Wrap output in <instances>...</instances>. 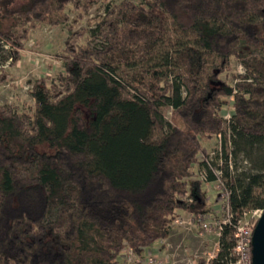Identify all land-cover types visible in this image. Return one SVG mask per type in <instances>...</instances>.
Masks as SVG:
<instances>
[{
  "label": "trees",
  "instance_id": "1",
  "mask_svg": "<svg viewBox=\"0 0 264 264\" xmlns=\"http://www.w3.org/2000/svg\"><path fill=\"white\" fill-rule=\"evenodd\" d=\"M97 1L0 0L10 67L32 29L81 19ZM93 22L69 33L62 70L36 80L33 104H0V264L140 255L183 214L209 212L193 170L216 182L220 159L234 217L264 210V0H122ZM233 63L245 71L234 84ZM9 80L0 66V85ZM219 136L209 165L205 142ZM232 231L223 228L212 264L228 263Z\"/></svg>",
  "mask_w": 264,
  "mask_h": 264
},
{
  "label": "rangeland",
  "instance_id": "2",
  "mask_svg": "<svg viewBox=\"0 0 264 264\" xmlns=\"http://www.w3.org/2000/svg\"><path fill=\"white\" fill-rule=\"evenodd\" d=\"M120 1L122 0H98L81 19L75 20V17L71 15L70 22L60 27L40 26L32 29L29 33L27 47L21 51V59L15 66L10 67L11 47L0 40V66H3L10 76L9 81L0 85V104L13 105L18 110L24 109L25 102L33 104L29 90L36 80L40 78L52 79L62 70L63 62L58 56L69 33L83 28L92 29L93 20L97 16L103 15L107 4L119 3ZM184 42L181 41V44ZM164 51L154 61H162L165 54ZM244 72V68L239 63H233L228 80L230 79L234 84L235 81L232 78V74H243ZM222 78L226 79L224 76ZM83 111L85 117L89 118V112L86 109H83ZM232 111V102L231 99H228L224 106L225 115L231 114ZM163 112L169 121L171 119V108L166 107ZM226 127L224 125L226 139L229 141V131ZM219 146L217 139H211L209 142H205V151L206 153L214 152L216 154ZM212 156V160H215V155ZM236 165L239 170L249 171L251 168L250 164L245 163L242 158H239ZM222 166L225 169L224 163ZM212 167L216 169L214 166ZM204 186L211 204L208 206V211L212 214L211 217L214 221L211 230L205 231L195 222L188 224L187 222L191 217L188 214H183L180 219L185 220L186 224L179 225L177 223L170 231L171 239L168 241L170 244L165 253L166 255L169 254L166 256V264H202V262L204 264H212L217 258L221 248L220 237L222 234L219 229V223L225 218L222 211L223 201H221L222 199L219 195L223 190L220 189L222 187H220L219 182Z\"/></svg>",
  "mask_w": 264,
  "mask_h": 264
},
{
  "label": "built area",
  "instance_id": "3",
  "mask_svg": "<svg viewBox=\"0 0 264 264\" xmlns=\"http://www.w3.org/2000/svg\"><path fill=\"white\" fill-rule=\"evenodd\" d=\"M225 120L229 121L231 119V114L224 115ZM209 142V141H208ZM219 149L216 153L219 152V156L221 154V136L218 137ZM209 155V159L207 160L208 164L210 165L209 161L212 160V155L216 154L214 152L207 153ZM202 160V159H201ZM205 160V159H203ZM202 160V161H203ZM223 162L220 159L218 163V168H213L215 175L218 177L216 182H219V185L222 193L219 195L221 196V201H223L222 211L225 215L224 220L219 223V229L222 233L223 228L225 226H232L233 227V236L235 238V245L232 248L227 264H253L252 263V236L253 231L256 226L258 219L262 214V210L256 209L251 211H244L241 216L238 218L234 217V213L230 207L229 201V192L224 188L222 178V172L219 169L222 166ZM193 172L199 177V179L203 182L204 185H212L214 182H210L207 180V174L204 170H199L198 168L193 170ZM211 205L208 200V206ZM248 216V214H250ZM191 218L187 222L188 224H192L193 222L198 223L205 231H210L211 226L213 224L212 214L203 213L198 215H189ZM183 225L186 224L185 220L178 219L175 224ZM162 244L157 243V246H154L151 251L147 252V256L142 259H134L135 253L131 249L124 250L123 254L118 259V264H162L164 259L167 258L166 256H162Z\"/></svg>",
  "mask_w": 264,
  "mask_h": 264
},
{
  "label": "water",
  "instance_id": "4",
  "mask_svg": "<svg viewBox=\"0 0 264 264\" xmlns=\"http://www.w3.org/2000/svg\"><path fill=\"white\" fill-rule=\"evenodd\" d=\"M252 263L264 264V210L253 231Z\"/></svg>",
  "mask_w": 264,
  "mask_h": 264
},
{
  "label": "crops",
  "instance_id": "5",
  "mask_svg": "<svg viewBox=\"0 0 264 264\" xmlns=\"http://www.w3.org/2000/svg\"><path fill=\"white\" fill-rule=\"evenodd\" d=\"M171 239V235L167 238V239H164V240H160V241H158L157 243L159 244V243H161L162 244V256H167V255H169V254H165L166 253V251H167V249H168V247H169V240ZM157 243H155L151 248H148V249H146L142 254H140V255H137V254H135L134 255V259H136V260H138V259H142V258H144L145 256H146V254H147V252L148 251H151L152 249H153V247L154 246H157ZM165 245V246H164ZM165 254V255H164ZM167 260V258H165L164 259V262L162 263V264H166L167 262H165Z\"/></svg>",
  "mask_w": 264,
  "mask_h": 264
}]
</instances>
